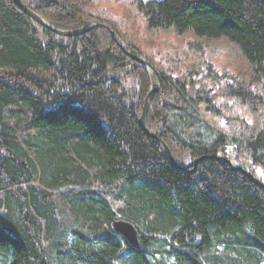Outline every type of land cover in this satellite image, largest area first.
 <instances>
[{"label":"trees","instance_id":"16d2710c","mask_svg":"<svg viewBox=\"0 0 264 264\" xmlns=\"http://www.w3.org/2000/svg\"><path fill=\"white\" fill-rule=\"evenodd\" d=\"M23 1L61 29L90 18L88 0ZM137 6L148 28L227 40L247 65L221 86L212 68L162 77L148 131L179 164L224 154L264 181V0ZM98 21L140 54L119 23ZM110 44L101 28L62 38L0 0V264H264V190L214 159L170 164L138 122L152 79ZM209 115L233 125L216 130ZM121 220L137 230V248L115 233Z\"/></svg>","mask_w":264,"mask_h":264},{"label":"rangeland","instance_id":"374dc122","mask_svg":"<svg viewBox=\"0 0 264 264\" xmlns=\"http://www.w3.org/2000/svg\"><path fill=\"white\" fill-rule=\"evenodd\" d=\"M87 3L88 5L84 11L90 18L82 28L92 22L99 23L98 19H101L102 16L115 20L119 23L116 24L117 32L126 38L154 67L160 79L161 87L150 96L148 104L157 92L162 93V77L169 76L183 80V77L190 72L198 73L200 70V72L203 71L206 74V70L212 68L213 73L220 78L219 86H221L230 83L234 76L237 77V74L241 75L246 72L247 65L242 54L235 45L228 43L227 40L199 39L192 33L177 35L170 28H148L146 21L138 12L137 4L139 0H88ZM112 45L114 43L108 46L109 49ZM107 51L109 52V50ZM128 68L129 70L132 69L130 66ZM146 72L152 79V89L156 88L158 82L154 81L155 73L150 69ZM134 79L135 77L129 72L123 78L122 83H124V93L126 95L136 90ZM230 114L226 113L224 117L233 119ZM216 124H218V121ZM219 124L220 129L223 128L225 131H229V124L233 125L232 122L229 123L225 120L220 121Z\"/></svg>","mask_w":264,"mask_h":264},{"label":"water","instance_id":"95a60500","mask_svg":"<svg viewBox=\"0 0 264 264\" xmlns=\"http://www.w3.org/2000/svg\"><path fill=\"white\" fill-rule=\"evenodd\" d=\"M11 1L19 9H21L24 13H26L34 22H36L38 25H40L44 29H47V30L53 32L55 35H59L62 37H75V36H80L82 34L87 33L88 31H90L94 27L104 29L110 35L112 43L116 44L123 51V53L126 56H128L132 61H135L137 64L142 65V67H144L146 70L150 69L151 71H153L157 77L158 85L156 88L151 89L150 93L146 97L142 115H141L140 119L138 120L139 125H140L141 129L146 133L147 136L155 139L158 142V144H160V146L162 147V149L164 151L165 157L169 160V162L172 165H174L175 167H178L180 169H183V170L189 168L188 166L183 167L184 165L177 163L173 159L169 148L162 141L161 135L158 131L156 133L152 134L147 130V127H146L147 104H148L150 96L160 89L161 82H160V79H159L158 74L156 73L154 67L150 64V62L146 59V57H144L141 54H134L130 50H128L126 48L124 41L114 31H112V29L110 27H108L105 24L98 23V22H92L82 29H76V30L61 29V28L56 27L54 24H52L47 19H45V18L41 17L40 15L36 14L35 12H33L26 4L20 2L19 0H11ZM107 52L108 51L105 49L101 52V57H102L101 64H102L103 68H105V65H106ZM199 160L200 159L196 160V162L198 163ZM201 160H203V158ZM196 162L194 161V163H196ZM219 162L222 164L229 165L233 171H241L245 176H247L257 186L264 189V184L258 182L255 178H253L248 169L240 168L234 161L227 159V158L221 159ZM114 229L118 234L122 235L124 237V239L131 246H133L135 248L138 247L137 230L135 229V227L132 224H130L126 221H123V220L117 221L114 223Z\"/></svg>","mask_w":264,"mask_h":264},{"label":"bare ground","instance_id":"6f19581e","mask_svg":"<svg viewBox=\"0 0 264 264\" xmlns=\"http://www.w3.org/2000/svg\"><path fill=\"white\" fill-rule=\"evenodd\" d=\"M20 2H22V3H24V1L23 0H19ZM95 28H97V27H94V28H92V29H95ZM57 36H59V35H57ZM60 37H62V36H60ZM63 38V37H62ZM100 59L102 60V57L100 56ZM101 60H100V62H101ZM101 68L102 69H105V68H103V66H102V64H101ZM144 105H145V103H144ZM148 105L149 104H147V111H148ZM144 108V107H143ZM217 108V107H216ZM143 112V111H142ZM146 117H147V115H146ZM207 118V120L209 121V123L208 124H210L212 127H214L216 130L217 129H220V124H219V122L220 121H223L224 119L223 118H221V117H219V116H213V117H210V115L209 116H206ZM140 119V118H139ZM218 121V124H216V122ZM141 128V127H140ZM148 130V129H147ZM157 132V130L155 131V132H153L152 134H154V133H156ZM149 137V136H148ZM160 145V144H159ZM164 152V151H163ZM172 157H173V159L175 160V158H174V156L172 155ZM166 158V157H165ZM203 158V160H201ZM225 158H227V159H230V160H232V161H234L237 165H238V162L234 159V158H231V157H228L227 155H224V154H207V155H203V156H201L200 158H194V157H192V156H189L184 162H181V164L182 165H184L183 167H185V166H188V167H193V166H196L198 163H200V162H202V161H206V160H210V159H214L217 163H220L219 161L221 160V159H225ZM167 159V158H166ZM198 159H200L199 160V162L197 163L196 162V160H198ZM167 161L169 162V160L167 159ZM176 161V160H175ZM194 161L196 162V163H194ZM170 163V162H169ZM171 164V163H170ZM220 164H222V163H220ZM256 168V167H255ZM188 169V168H187ZM251 169V168H250ZM250 174H251V176L253 177V178H255L258 182H260V183H262V184H264V181L263 180H261L259 177L260 176H256V175H259L258 174V169L256 168V171L254 170V168H253V171L252 172H250ZM245 177H247V176H245ZM248 178V177H247ZM249 179V178H248ZM250 180V179H249ZM251 181V180H250ZM252 182V181H251ZM253 184H255L254 182H252ZM256 185V184H255ZM257 186V185H256ZM257 187H259V186H257ZM259 188H261V187H259ZM262 189V188H261ZM262 190H264V189H262ZM113 229H114V224H113ZM114 231H115V229H114ZM115 233L117 234V235H119V236H121V237H123L122 235H120V234H118L116 231H115ZM124 238V237H123Z\"/></svg>","mask_w":264,"mask_h":264}]
</instances>
